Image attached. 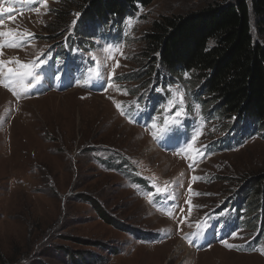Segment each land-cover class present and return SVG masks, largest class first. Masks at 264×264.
I'll return each instance as SVG.
<instances>
[{
	"label": "rangeland",
	"instance_id": "rangeland-1",
	"mask_svg": "<svg viewBox=\"0 0 264 264\" xmlns=\"http://www.w3.org/2000/svg\"><path fill=\"white\" fill-rule=\"evenodd\" d=\"M64 1L46 0L45 11L25 0H3L2 6L12 12L3 14L2 30L27 31L33 38L22 41V47L0 49V60L31 62L67 39L73 21L81 16L75 10L65 28L49 31ZM233 1L136 4L135 11L104 20L96 35L85 40L91 65L99 73H93L94 79H87L88 73L73 82L75 89L63 90L73 69L48 61L36 68L39 80L26 94L17 97L0 86L4 93L0 95V264H264L259 251L264 243L253 251L241 249L256 232L237 233L228 240L237 246L232 249L220 242L228 224L215 225V244L197 251L209 233L202 227L222 202L228 207L215 222L261 219V212L251 208L250 188L264 174V124L253 118H227L219 112L220 103L202 92L203 82L188 72L177 74L179 69L161 67L158 61L145 86L127 82L125 95L114 79V86L108 85L110 74L143 72L145 68L137 67L143 34L156 19ZM130 18L131 28L126 24ZM107 46L114 48L113 59H105ZM176 89L183 93V103L177 98L175 107L165 113ZM114 101L127 115L120 114ZM180 109L181 116L175 118ZM166 116L176 122L153 138L152 124L164 127ZM197 133L193 148L199 154L188 148ZM182 147L188 154L175 155ZM108 150L129 160L136 169L133 182L146 183L148 175L157 183L175 181L171 187L176 185L178 194L172 193L162 206L148 202L149 192L140 199L141 188L102 164ZM193 176L200 179L193 181ZM188 200L193 206L190 213ZM239 207L245 211L242 218L237 215ZM159 232L165 238L148 239Z\"/></svg>",
	"mask_w": 264,
	"mask_h": 264
},
{
	"label": "trees",
	"instance_id": "trees-1",
	"mask_svg": "<svg viewBox=\"0 0 264 264\" xmlns=\"http://www.w3.org/2000/svg\"><path fill=\"white\" fill-rule=\"evenodd\" d=\"M153 1L67 0L56 10L49 31L65 28L72 10L81 14L80 24L71 30L73 36L75 29L79 35L92 31L110 16L121 18L135 11L136 4L148 7ZM142 41L137 67L145 69L123 76L124 80L145 86L158 61L161 67L179 69L177 74L188 72L203 82L202 92L220 103L219 112L227 118H253L264 124V0H234L185 15L162 16L145 31ZM60 43L51 47L71 44L67 39ZM101 162L116 174L132 171L116 151L108 150ZM251 185L250 205L261 212L262 220L247 222V231H258L253 238L258 247L264 243L260 240L264 237V174Z\"/></svg>",
	"mask_w": 264,
	"mask_h": 264
},
{
	"label": "snow or ice",
	"instance_id": "snow-or-ice-1",
	"mask_svg": "<svg viewBox=\"0 0 264 264\" xmlns=\"http://www.w3.org/2000/svg\"><path fill=\"white\" fill-rule=\"evenodd\" d=\"M26 3L29 4H40L41 6L44 7L45 11H47V3L46 0H25ZM3 5V0H0V49H3L5 47L7 48H19L23 46L22 41L28 40L30 38H33V34L27 31L24 32H20L19 30H13V29H8V30H2L3 29V24H4V17L3 14L5 13H11L12 12V8L11 7H4ZM35 11H39V8L34 9ZM75 15H79V14H75ZM76 23V21H73V25ZM127 27L131 28L133 21L130 18L127 22ZM114 48L113 46H107L103 49V52L105 54V59L106 60H110L113 59L114 57L112 56V52H113ZM115 51H120V49L116 48ZM123 53L121 52V55ZM93 60L96 59L95 56L92 57ZM44 63L43 60H40L39 57H37L35 60L31 61V62H21L19 61L18 58H13L11 60L8 61H4V60H0V86H3L4 88H6L8 91H10L14 96H21L22 94H26L27 91L30 89V87L32 86L33 82H37L39 80V76L36 73V68L39 67L40 65H42ZM15 64V67H10L9 65H13ZM119 64H116V67H118ZM89 73L90 75L87 77V79L91 78V74L94 73L93 69H89ZM95 74L98 75V71H95ZM187 75V74H185ZM108 85L109 87H113L114 86V82H113V77L112 74L109 75L108 77ZM83 86V85H80ZM107 90V89H105ZM117 91H120V89L118 88V86L116 87ZM170 92H172L173 90L170 88L169 89ZM123 94H127V91L125 90L123 92ZM177 98L179 100V102L182 104L183 103V93H181L179 91V89H176L175 92H173V99H170L168 101V105L165 106L163 108V111L165 113H169L170 109L172 107H175L176 102H177ZM114 103L116 104L117 110L120 112V114L122 116L127 115L126 112L123 110V106L119 103H116L114 101ZM198 107V106H197ZM183 109H180L178 111H176L174 113V117L178 118L181 116ZM175 118H173L171 121L168 119V117L166 116L164 119V127L162 128H157V125L155 123L152 124V128L156 129V131H154L152 133L153 138H156L157 136V132H163L167 129V127L169 126L170 123H175L176 120ZM129 122L131 123V119L129 120ZM200 133H197L196 135H193L191 138V142L188 143V148L189 149H193L197 154H199V149H194L193 145L194 142L197 139V136ZM189 167L191 168L192 165H189ZM200 179L199 177H192L193 181H196ZM192 192L191 186H189V193ZM196 195H200V193H196ZM186 203L189 204V213L192 210V205H191V200L186 201ZM198 228L200 227V225L197 226ZM235 233H233V236L235 237ZM222 243L225 245V247L232 249L234 247H237L235 245H231L228 244L226 241H222ZM260 253L262 255H264V248L259 249Z\"/></svg>",
	"mask_w": 264,
	"mask_h": 264
},
{
	"label": "bare ground",
	"instance_id": "bare-ground-1",
	"mask_svg": "<svg viewBox=\"0 0 264 264\" xmlns=\"http://www.w3.org/2000/svg\"><path fill=\"white\" fill-rule=\"evenodd\" d=\"M72 30V29H71ZM71 30H69L68 31V33L67 34H69V35H72V31ZM66 40V38H64V40L63 41H65ZM59 44H61L60 42H59ZM64 47H65V50L68 48V46H66V45H64ZM65 53H66V51H65ZM67 54V53H66ZM60 91V90H59ZM2 94H4L2 91H0V95H2ZM47 94H49V93H47ZM165 219V218H164ZM166 220V219H165ZM167 221H168V219H167ZM183 245V244H182ZM185 248V247H184Z\"/></svg>",
	"mask_w": 264,
	"mask_h": 264
}]
</instances>
